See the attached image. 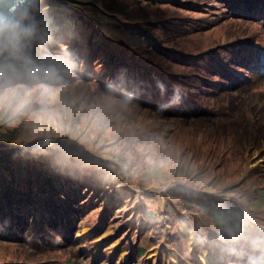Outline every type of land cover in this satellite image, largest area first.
Masks as SVG:
<instances>
[{
	"label": "rangeland",
	"instance_id": "rangeland-1",
	"mask_svg": "<svg viewBox=\"0 0 264 264\" xmlns=\"http://www.w3.org/2000/svg\"><path fill=\"white\" fill-rule=\"evenodd\" d=\"M169 1L37 0L24 9L16 6V17L1 31L0 54L13 50L15 56L14 51L27 47L24 63L33 78L27 81L23 78L27 74L18 68L0 76V178L11 194L9 211H0V262L116 264L117 254L123 252L121 264H152L149 257L156 250L165 256L158 255L159 264L181 259L186 262L178 264H192L189 244L194 240L205 244V234L213 241L218 234H227L230 242L235 238L230 222L236 220L233 208L264 225V107L260 103L264 78L247 87L233 83L230 90L218 94L196 91L197 97L208 99L199 109L180 95V102L173 104L175 89L155 72L198 73L200 79L188 83L213 85L217 67L226 64L220 58L228 62V51L235 46L226 43L223 46L230 44L227 52L216 54L223 46L215 41L239 31L248 35V27L230 23L244 18L231 16L229 6L216 0ZM117 3L121 7L129 3L126 11L137 13L136 24L149 35L137 25L122 27L116 9L107 8L105 15L101 6ZM110 25L116 32L123 29L128 37L117 39L113 32L108 45L104 43ZM92 28L97 34L91 35ZM34 30L57 34L59 47L66 52L58 56V72L43 54ZM136 30L139 36L132 35ZM20 34L25 40H20ZM152 36L166 40L161 48ZM131 39L134 45L124 52L153 71L140 65L134 72L128 64L126 70L121 66L111 73L115 48ZM168 45L178 55L162 49ZM27 51L34 54L32 61ZM191 66L197 71L185 70ZM72 148L86 161L80 163ZM69 150L77 166L57 163L59 155ZM35 160L43 164L38 185ZM231 195L233 205L226 201ZM199 204L205 215L196 209ZM72 211L77 212V222L69 234L71 224L64 225L63 219ZM223 218L228 224L223 225ZM261 232L250 235L245 247L258 234L262 242ZM244 236L239 234L241 239ZM110 238L115 240L114 255H107ZM263 249L264 243L261 254Z\"/></svg>",
	"mask_w": 264,
	"mask_h": 264
},
{
	"label": "trees",
	"instance_id": "trees-1",
	"mask_svg": "<svg viewBox=\"0 0 264 264\" xmlns=\"http://www.w3.org/2000/svg\"><path fill=\"white\" fill-rule=\"evenodd\" d=\"M216 1H219L220 3H224L227 6H229V14L231 16H236V13L233 12L232 10H230V9H232V7H234L232 5L239 6V5H243L244 4L246 8L257 9L258 6H260L261 2H263L262 3V6L264 7V0H260V1L259 0H216ZM169 3H171V2L169 1ZM123 5H124V7H121L119 5V3H117V6L116 7L110 6V5L108 7H104L102 5L101 7L102 8H105L104 11H103L105 13V15H108L107 14V11H108L107 8L108 9H116L117 12H116V10L114 12V13H117V14H115V17H116V19L118 20L119 24L122 27L133 28L134 25H137L138 26L137 28L140 30L141 33L148 34V32L146 31L145 27L136 24V23H138V21H135L136 20L137 13H133V12L126 11V9H125L126 7L125 6L126 5H129V3L123 4ZM121 10H123L122 13H119V11H121ZM120 15H122V16H129L130 15V17L119 19V16ZM245 17L246 16L244 15L242 18H245ZM56 20H57V18H55V24H57L56 23ZM230 23H240L241 24V20L240 21L232 20ZM113 25H110L108 27V30H110V31H106V34H104L105 37H104L103 41H104V43H107V45H108V40L107 39L110 38L109 36H111L113 34V32H115V36H116L117 39H123L124 38V35L126 37H128L127 34L121 28H117V32L114 31L113 28L111 27ZM140 28L143 29L144 31H142ZM50 31L51 32H49L47 34L46 33L44 34V33L39 32L38 30H34L33 33L35 34V36L38 37V39L40 40V43L43 45V49H44L43 54L47 57V59L51 63H53V60L54 59L58 62V60H57L58 59V56L60 54L61 55H64V52L65 51L63 50V47H59L58 39H57L58 38L57 37V34L54 31H52V30H50ZM91 31H92V34L91 35L97 34V32L95 31V28H92ZM45 32H48V29ZM108 32H110L111 34H109ZM132 35L133 36H139V31L138 30L132 31ZM238 35H239V32L236 33V34H226V35L223 36L222 39L217 40L215 42L216 43H219V42H222V41H225V40L234 39ZM46 36H48V38ZM45 39H48V41L47 40L45 41ZM125 43L126 44H122L121 43L120 46H119V49L115 48L116 49L117 56H115L114 60H112V64H111V67H110V71L111 72H114V71L116 72L117 69H121V66H123V69L126 70L128 64H130V65L133 66L132 68H133V71L135 72L137 69H139V66L142 65V62H140L141 59H138V58L132 59L131 58L132 56H130L127 53L124 52V50H126V47H129V46L134 45V43H132V39H131V41H127ZM109 45L111 46L112 43H109ZM47 46H49L51 48H48ZM3 47H4V45H1L0 46V49H3ZM26 48L27 47H24L25 50H28V48L27 49ZM159 48H161V46H159ZM173 48L175 49L174 46H173ZM162 49H164V47H162ZM222 50H224V49L222 48ZM66 51L69 52V49L66 50ZM27 53H28L29 56H31V59H34V54L33 53H31L29 51H27ZM16 54L18 55V63L16 65V68H18L20 72H23V73L25 72L27 75H25L23 78H25L27 81H30V79L33 78V75L31 73V71L28 69L29 68V65L26 62L24 63V57H25V55L24 54H20L18 52H16ZM65 54H66V52H65ZM2 56L3 55L0 56V60H1ZM230 61L233 63L234 70L239 73V74L230 73L228 75V78H230V80H231V83L228 86L230 88L233 86V83H238L240 81H245L246 79L252 78V77H254V76H256V75L259 74V68L258 67H251V68H249L248 67L249 66V63L247 61H245L244 58H240L239 55H237L236 57L235 56H232V58H231ZM142 67H145V69H148L149 71H153V70L150 69V67L148 65L147 66H143L142 65ZM26 70H29V71L27 72ZM185 70L187 72H190V71H195L196 72L197 71L192 66L189 67L188 69H185ZM262 70H264V67H262ZM155 72L162 79L168 80V84L173 89H175V90H176V86H177V83L176 82H180L182 84H186L192 78H194V79H200L198 73H189V74H186V75H182L179 72H174V70H168V72H160V71L155 70ZM244 73H246L248 76L247 75H244ZM9 74H11V68H9V72L8 73H5L2 76H5L6 77V75H9ZM143 74H145V72H143ZM116 77L117 76H114V79L113 80L117 84L118 83V80H116ZM171 78H174L175 80H172ZM217 78H221L220 73L218 72V68H217ZM121 83H122V81H121ZM108 84H109L110 87L116 88V86L113 85V84H110L109 81H108ZM206 85H208V86L203 85V87H200L199 88V93H201V92H207L209 94V91L211 89H214V87H215L214 84L213 85L206 84ZM185 94L188 95V101H189V103H192V104L196 105L195 104V102H196L195 98L193 96H190V94H188L187 92H185ZM121 96L124 99H126L123 95H121ZM158 106L160 108H162L163 110L166 111V109H164V106L165 105L162 102H159ZM65 137L67 139L69 138L67 136H65ZM73 143H75L74 140H73ZM59 153H61V152H59ZM3 161H6V160L3 159ZM5 164H7V163H5ZM33 164H34V167H35V172H36L37 179L38 180H41L42 179V171L39 170V167H42L43 164L41 163V161L36 162V160H35V162ZM23 165H26V163H23ZM2 167L4 168L3 165H2ZM6 167H7V165H6ZM10 198H11V194H8L7 191H6V189H4V187L2 185V178H0V211L2 213L5 212V211H9L8 210V207H7V204H8V201L10 200ZM72 230H73V226L71 227L70 232H72Z\"/></svg>",
	"mask_w": 264,
	"mask_h": 264
},
{
	"label": "bare ground",
	"instance_id": "bare-ground-1",
	"mask_svg": "<svg viewBox=\"0 0 264 264\" xmlns=\"http://www.w3.org/2000/svg\"><path fill=\"white\" fill-rule=\"evenodd\" d=\"M244 135L246 137H248L246 134H244ZM89 160H90V158H89ZM116 164H118V163H116ZM130 186H131V184H130ZM229 202H230L231 205H233V202L231 200H229ZM236 208L232 209V214L234 213L236 218H242L243 219V220L239 219V221L237 223V227H238V229H239V227H241L242 228V234H246V236H244L242 239L239 236L235 237L230 242V240H226L227 238L225 239V238H222V237H219L216 241H213V240L207 239L206 238V234H205V237H204L205 244H203L201 242V240L200 241L199 240L195 241L194 239H192V240H194L193 242H195V243L194 244L193 243L189 244V250H190V253L192 254V259H189V263L197 264V262H198V264H212L213 259H215V257H217L219 259L217 264H240V261H242L241 264H250V263L246 262L244 259H251V260H254L255 262H257L258 260H261L260 259L261 256H259V255H261V253H260V244L264 243V237H263V241L261 242V236L258 234V237H257L256 241L253 244H251L250 246H247V247H245V245H246V243L248 241L249 236L253 235L255 233V231H257L259 229L261 231L264 230V225H257L256 223L252 222L249 219V216H250L249 214L245 213L246 214L245 215V214L241 213L239 211V209H236ZM82 234H83V236L86 235L85 229L83 230ZM191 237L192 238L195 237L194 231H193ZM110 241L111 242L112 241L115 242V240H113L112 238H110ZM111 242L108 243V247L107 248L109 249V251L107 252V255L110 254V253L113 254L114 242H112V243ZM226 242L234 243V244L232 245V247H229L227 249L228 253L224 255V252L226 251V250H224ZM235 244L237 246H235ZM95 245H96V243H95ZM154 251H155L154 252L155 256H153L154 254H152V256L149 257L148 256V254H150L149 252L147 253L146 256H148L150 258V262H152V264H159V259L160 258H158V255L160 254L162 256V258L165 257V256H163V252L162 251H160V252L158 251V253H156L157 252L156 250H154ZM200 254H202V256H199ZM209 254H211V256H209ZM117 255H119V256L116 259V264H121L122 261H123L122 260L123 257H125V254L122 252V253L117 254ZM212 256H213V259L211 260L210 258ZM126 258H127V256H126ZM162 258H161V261H163ZM117 260H119V261H117ZM164 261H165V259H164ZM147 262L148 261H145L144 264H147ZM169 262H167V263L168 264H178L179 262L182 263V262H186V261H182V259H181V261L178 260V261H174V262H170V263Z\"/></svg>",
	"mask_w": 264,
	"mask_h": 264
},
{
	"label": "clouds",
	"instance_id": "clouds-1",
	"mask_svg": "<svg viewBox=\"0 0 264 264\" xmlns=\"http://www.w3.org/2000/svg\"><path fill=\"white\" fill-rule=\"evenodd\" d=\"M37 0H33L30 4H28L26 7H22L23 9L24 8H27V7H29V6H31L32 4H35V2H36ZM171 1V0H170ZM175 1V0H174ZM174 1H171V2H174ZM260 1V0H259ZM186 3V2H185ZM262 3L263 2H261V4H260V6H259V9H261L263 6H262ZM0 5H10V7L8 8V10L9 11H15V4H14V0H0ZM249 13H251V11H249ZM252 14V13H251ZM15 17H16V15H15ZM3 20V15H0V21H2ZM55 20V19H54ZM53 20V21H54ZM53 21H50V22H53ZM55 22V21H54ZM48 24V23H47ZM46 27H47V25L46 24H44ZM1 35V34H0ZM7 39H10V38H8L7 37ZM20 40L22 41V40H25V39H23V35H21L20 34ZM13 41V40H12ZM163 41L165 42L166 40L163 38V39H160V44H159V46H161L162 44H163ZM9 44H11V43H9ZM15 44L13 43V45H12V47L13 48H15ZM172 47L173 48V46H171V45H168L167 47ZM40 47H41V50L44 52V49H43V45L42 44H40ZM24 49V48H23ZM27 49V48H26ZM174 49V48H173ZM25 50V49H24ZM24 50L23 51H19V50H16V51H14V53H15V56H13L11 53L13 52V50H11L8 54H5V55H3V54H1V55H3L2 56V58H1V60H0V62H2L3 64H4V68L2 69V70H0V76H2V75H4L5 73H8L9 72V68H13L14 70L16 69V65H17V63H18V55L16 54V52H18V53H20V54H24ZM169 52H172L173 54H175V52L172 50V51H169ZM9 56H11V57H9ZM12 58V59H11ZM33 59H31V61H32ZM53 66H54V71L55 72H58V70H59V66H58V62L54 59L53 60ZM44 72V69H42V73ZM48 72H51L52 73V71H50V69H49V71ZM112 73V72H111ZM251 78H248V79H246L244 82H247V81H249ZM0 81H3V79H1V77H0ZM249 84L248 83H243V84H237L236 85V87H239V86H241V87H247ZM232 88V87H231ZM230 88V89H231ZM179 88H177L176 90H175V96H174V99H173V104H178L179 102H180V96H183L181 93H179ZM180 95V96H179ZM184 100H185V98L184 97H182ZM186 101V100H185ZM188 102V101H187ZM260 103L262 104L261 106L262 107H264V97H261V100H260ZM189 104H191V105H193V106H195V107H197V108H199V109H203L204 107H202V106H200V105H198L197 103H195L196 105H194V104H192V103H189ZM39 107V106H38ZM161 110H163V109H161ZM193 110V109H192ZM185 112H188V110H185ZM201 114H203V113H201ZM201 116V115H200ZM68 140H69V143H71L72 145H76L77 144V142H75V143H73V140L71 139V138H68ZM64 144H66V143H64ZM9 148L11 147V146H8ZM20 148V147H19ZM70 149V148H69ZM75 154H76V149H74V148H72L71 149ZM71 150H69V151H66V153H64V155L62 154V155H59V157H58V160H57V163L58 162H62V165L63 166H68L69 164H76V166H77V162H73L72 161V159H71V155L72 154H74ZM87 154H89V153H87ZM67 155H69V157H70V159H68L67 158ZM91 155V154H90ZM76 156H78V158H80L81 160H80V163L81 162H84V161H86V159H84V154H79V153H77L76 154ZM63 158V159H62ZM89 160V159H88ZM95 162L96 161H91V163H92V165H94L95 164ZM115 164H116V162H115ZM119 165V164H118ZM32 166L34 167V164H32ZM89 170H90V168H89ZM33 174H36V172H35V167L33 168ZM35 181H36V183H37V185H38V181H40V180H38L37 179V176H35ZM88 181H89V179H88ZM88 181H84V183H86V182H88ZM52 185V184H51ZM30 190H31V188H30ZM188 208V207H187ZM196 209L198 210V211H200L201 213H202V211H201V205L199 204V205H197L196 206ZM73 211L72 212H70V213H68V216H65V219H63V224L64 225H67V224H71V227L73 226L74 227V224L77 222V213L76 212H74L73 214ZM180 213H183V212H181L180 211ZM189 215V214H188ZM188 215H186L187 217H188ZM194 215V214H193ZM63 217V216H62ZM65 221V222H64ZM60 223V222H59ZM212 228V227H211ZM71 232H69V234H70ZM12 263H14V262H0V264H12ZM126 264H129V262H126Z\"/></svg>",
	"mask_w": 264,
	"mask_h": 264
},
{
	"label": "water",
	"instance_id": "water-1",
	"mask_svg": "<svg viewBox=\"0 0 264 264\" xmlns=\"http://www.w3.org/2000/svg\"><path fill=\"white\" fill-rule=\"evenodd\" d=\"M33 0H14L15 9L17 5H20L21 7H26L28 4H30ZM10 5H0V15H3V20L0 21V34L1 31L4 29L5 24L7 21H11L15 17V11H9L8 8ZM32 145V143H27L25 146ZM21 147V146H17Z\"/></svg>",
	"mask_w": 264,
	"mask_h": 264
}]
</instances>
